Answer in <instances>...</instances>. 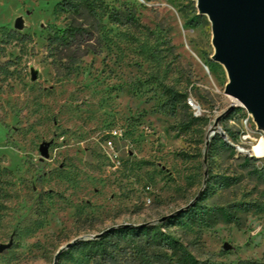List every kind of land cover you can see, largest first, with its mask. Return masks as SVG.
Masks as SVG:
<instances>
[{"label":"rangeland","instance_id":"obj_1","mask_svg":"<svg viewBox=\"0 0 264 264\" xmlns=\"http://www.w3.org/2000/svg\"><path fill=\"white\" fill-rule=\"evenodd\" d=\"M62 1L0 0V264H53L76 239L143 225L180 251L125 238L134 264H264L263 134L224 94L195 2L103 0L135 20L105 18L101 53L72 63L49 48Z\"/></svg>","mask_w":264,"mask_h":264},{"label":"water","instance_id":"obj_2","mask_svg":"<svg viewBox=\"0 0 264 264\" xmlns=\"http://www.w3.org/2000/svg\"><path fill=\"white\" fill-rule=\"evenodd\" d=\"M199 16L211 26V60L223 67L227 83L224 94L237 100L246 109L257 132L264 137V0H193ZM21 29V22L16 25ZM33 80L38 75L34 72ZM48 144L41 154L48 157ZM169 217H163L162 223ZM108 229L107 231H109ZM104 233L90 236L100 238ZM76 239L56 254L54 264ZM10 245H1L0 253Z\"/></svg>","mask_w":264,"mask_h":264},{"label":"trees","instance_id":"obj_3","mask_svg":"<svg viewBox=\"0 0 264 264\" xmlns=\"http://www.w3.org/2000/svg\"><path fill=\"white\" fill-rule=\"evenodd\" d=\"M56 11L67 14L69 23L64 29H60L49 37V48L61 59H67L72 63H77L90 54L99 55L101 53L98 46L102 45L101 33L104 29L102 24L105 18L116 23L124 21L132 23L135 20L132 16L124 19L119 12H109L103 0H64L57 5ZM224 145L229 147L226 143ZM103 233L97 239L88 238L77 241L68 250L62 252L56 264L73 262L76 252L84 254L91 264H134L135 260L131 261L127 258V250L121 247V241L129 237H141L144 233L148 237V247H157L173 253L180 251L177 242L158 227L119 226ZM156 256L157 263L172 264L167 255L159 253ZM74 264H79V262L76 261Z\"/></svg>","mask_w":264,"mask_h":264},{"label":"bare ground","instance_id":"obj_4","mask_svg":"<svg viewBox=\"0 0 264 264\" xmlns=\"http://www.w3.org/2000/svg\"><path fill=\"white\" fill-rule=\"evenodd\" d=\"M253 154L256 157H263L264 156V137L258 146H256L255 148L253 147Z\"/></svg>","mask_w":264,"mask_h":264},{"label":"built area","instance_id":"obj_5","mask_svg":"<svg viewBox=\"0 0 264 264\" xmlns=\"http://www.w3.org/2000/svg\"><path fill=\"white\" fill-rule=\"evenodd\" d=\"M189 105H190L191 107H193L194 109H196L195 104H193L191 101H189ZM243 138H244L245 140L251 139L250 135H249V134H246V133H245V135L243 136ZM253 147H254V146H253ZM252 149H253V148H252Z\"/></svg>","mask_w":264,"mask_h":264}]
</instances>
